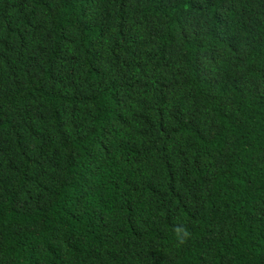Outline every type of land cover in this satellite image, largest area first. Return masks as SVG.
<instances>
[{
  "label": "trees",
  "instance_id": "trees-1",
  "mask_svg": "<svg viewBox=\"0 0 264 264\" xmlns=\"http://www.w3.org/2000/svg\"><path fill=\"white\" fill-rule=\"evenodd\" d=\"M0 264H264V0H0Z\"/></svg>",
  "mask_w": 264,
  "mask_h": 264
}]
</instances>
